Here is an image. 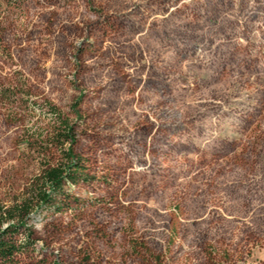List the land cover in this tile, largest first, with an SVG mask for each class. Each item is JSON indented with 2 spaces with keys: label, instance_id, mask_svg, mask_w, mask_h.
Segmentation results:
<instances>
[{
  "label": "rangeland",
  "instance_id": "374dc122",
  "mask_svg": "<svg viewBox=\"0 0 264 264\" xmlns=\"http://www.w3.org/2000/svg\"><path fill=\"white\" fill-rule=\"evenodd\" d=\"M5 211L29 264H264V0H0Z\"/></svg>",
  "mask_w": 264,
  "mask_h": 264
},
{
  "label": "trees",
  "instance_id": "16d2710c",
  "mask_svg": "<svg viewBox=\"0 0 264 264\" xmlns=\"http://www.w3.org/2000/svg\"><path fill=\"white\" fill-rule=\"evenodd\" d=\"M54 124L56 125V130L54 131V134H52V137L55 140L58 142L63 140V143H61L62 146L74 142L73 128L69 126L67 121L57 118V121L54 122ZM71 151V148H68L65 151L62 150L61 153L63 154V160H61V162L56 161L55 163H47L41 169L40 175L36 178L34 184V186L39 189L37 194L41 204H49L50 199L45 192L40 191V187L57 189L65 179L72 180L73 177L77 175L80 163L78 160H74ZM22 212V210L17 211L19 214V222L23 220ZM3 214H7L8 220L13 219L9 211L0 212V264H29L26 263V259H31L32 261L33 259L31 256L32 252H34L32 249L33 243L30 240L31 236L28 233H18L20 225L15 226L8 224L2 228V223L6 221ZM49 264L56 263L52 262Z\"/></svg>",
  "mask_w": 264,
  "mask_h": 264
}]
</instances>
